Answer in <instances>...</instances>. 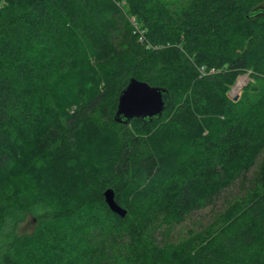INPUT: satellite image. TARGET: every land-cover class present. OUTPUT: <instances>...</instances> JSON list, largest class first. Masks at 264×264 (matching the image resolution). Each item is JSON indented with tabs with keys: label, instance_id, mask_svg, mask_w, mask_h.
I'll return each instance as SVG.
<instances>
[{
	"label": "trees",
	"instance_id": "16d2710c",
	"mask_svg": "<svg viewBox=\"0 0 264 264\" xmlns=\"http://www.w3.org/2000/svg\"><path fill=\"white\" fill-rule=\"evenodd\" d=\"M245 72L261 83L233 101ZM133 77L168 90L160 118L115 122ZM263 151L264 0H0V264H100L114 234L126 264H264V165L215 234L156 236Z\"/></svg>",
	"mask_w": 264,
	"mask_h": 264
},
{
	"label": "rangeland",
	"instance_id": "374dc122",
	"mask_svg": "<svg viewBox=\"0 0 264 264\" xmlns=\"http://www.w3.org/2000/svg\"><path fill=\"white\" fill-rule=\"evenodd\" d=\"M130 19V22L134 25L135 19H133V17ZM249 74V72L242 73V75H239L234 80L227 91L228 97L232 98L231 96L236 93L239 99H241V95L247 85H250V89L248 90L249 96L253 97L256 94V90L261 82L249 78ZM244 76L247 78L246 81H244ZM238 82L242 83V87L234 92L235 84ZM114 95L115 90H110L109 97L112 98ZM255 164V166L238 177L229 189L224 190L217 200L213 201L212 204L206 205V209L193 214L192 217L186 222L179 224V226H170L166 227V229H162L156 235L160 245L163 246L167 243H173V245H179L185 242L189 243L194 240V237L203 234L207 230H209L212 235L215 234V230L220 226L221 221H223L222 217L224 212L228 211L238 198H242V196L246 195V193H248L262 178L261 172L262 166L264 165V151L260 153ZM45 214H47V211L44 207H32L29 211L20 215V220L15 226V233L27 235L32 233L36 228H40L39 222L45 218ZM101 238V241L106 238L108 246L106 247L107 253L102 258L100 264H126V257L124 254L126 237H124V235L114 234L112 237L103 235ZM3 247L4 241L2 242L0 239V251ZM58 253L61 254L60 251Z\"/></svg>",
	"mask_w": 264,
	"mask_h": 264
},
{
	"label": "water",
	"instance_id": "95a60500",
	"mask_svg": "<svg viewBox=\"0 0 264 264\" xmlns=\"http://www.w3.org/2000/svg\"><path fill=\"white\" fill-rule=\"evenodd\" d=\"M246 80L247 78L244 76V81ZM231 97L233 101L239 99L236 93ZM118 101L113 117L116 123H129L135 118L142 120L143 123H148V121L161 117L163 110L168 106L171 99L166 88L162 86L155 87L148 82H142L133 77L128 80L125 88L120 91ZM103 196L110 210H113L120 217L125 216L127 210L122 209L115 201L112 188L106 189Z\"/></svg>",
	"mask_w": 264,
	"mask_h": 264
},
{
	"label": "bare ground",
	"instance_id": "6f19581e",
	"mask_svg": "<svg viewBox=\"0 0 264 264\" xmlns=\"http://www.w3.org/2000/svg\"><path fill=\"white\" fill-rule=\"evenodd\" d=\"M242 87V83L241 82H238L235 84V88H234V91H237L238 89H240Z\"/></svg>",
	"mask_w": 264,
	"mask_h": 264
}]
</instances>
